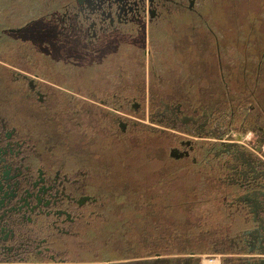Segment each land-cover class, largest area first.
Segmentation results:
<instances>
[{
	"label": "rangeland",
	"instance_id": "374dc122",
	"mask_svg": "<svg viewBox=\"0 0 264 264\" xmlns=\"http://www.w3.org/2000/svg\"><path fill=\"white\" fill-rule=\"evenodd\" d=\"M210 1L205 16L193 22L202 37L201 67L195 73L188 67L181 68L171 48L157 47L154 42L148 45L144 35L136 45L118 44L114 54L93 64L81 48L55 47L52 29L41 33L42 27L36 26L32 30L38 36L26 47L25 64L33 53L46 64L67 52L68 63L57 61V72L63 75L46 80L90 99L97 98L94 91H105L106 97L110 96L108 107L113 109L108 110L110 116L107 112L106 117H100L105 121L103 126L93 128L95 133L89 136L87 146L98 156H90L88 166L83 167L94 186L89 191L99 196L103 205L81 238L73 242L69 258L97 261L121 255L92 263L145 264L189 257L192 254L180 253L184 245L160 246L168 250L167 254L133 257V235L150 238L178 234L189 239L184 225L187 221L193 224V236L201 241L195 249L226 247L230 239H238L259 219L264 236V209L255 214L249 206L248 214L243 211L242 215L249 216L247 219L235 217L248 206L245 198L264 205V0ZM42 3L10 2L9 11L17 21L11 25L47 13ZM202 4L203 0H198L196 9ZM3 51L13 54L7 45L0 44L1 55ZM114 93L120 94V114L114 112L118 103ZM159 96L171 99V106L182 101L184 114L196 121L180 118L176 122L163 117L164 110L149 111L150 103ZM75 119H83L86 125V129L68 127L72 150L77 153L85 142L81 140L86 135L87 120L93 125V116L77 114ZM118 120L128 127L125 132L120 130ZM172 149L182 153L188 150L190 155L176 157ZM149 183L154 189L147 198ZM157 183L163 185L157 188ZM185 195L192 205L191 216L184 206ZM145 205L148 217L139 216ZM175 225H180L176 233ZM83 250L88 251L82 254ZM248 250L231 255L264 258V251ZM195 255V264H203L205 259L222 264L225 256L213 252Z\"/></svg>",
	"mask_w": 264,
	"mask_h": 264
},
{
	"label": "flooded vegetation",
	"instance_id": "af4514ba",
	"mask_svg": "<svg viewBox=\"0 0 264 264\" xmlns=\"http://www.w3.org/2000/svg\"><path fill=\"white\" fill-rule=\"evenodd\" d=\"M14 1L17 0H0V44L13 52L0 54V264H101L92 262L109 261L117 255L97 261L71 259L69 255L73 242L81 238L103 205L101 198L89 191L94 186L88 182L83 167L88 166L90 156H98L89 152L87 142L94 129L103 126L105 121L100 117L110 116V96L97 90L93 94L97 98L90 99L46 80L63 75L57 72V61L68 63L67 52L46 64H41L33 53L28 56L27 66L26 47L31 38L38 36L32 30L36 26L42 27L41 33L52 29L55 47L81 48L91 63H102L104 56L116 52L118 44L136 45L148 28L170 30L191 16L202 19L211 1L203 0L197 10L198 0H43L47 13L12 26L17 21L9 4ZM45 3L50 7H45ZM41 51L46 53L44 48ZM118 95H113L118 99L114 112L120 114L122 103ZM77 114L93 116V125L87 120L86 135L81 140L85 142L81 143V151L74 153L68 127L86 129L83 119H75ZM162 116L176 122L180 118L196 121L171 105H165ZM118 121L120 130L125 132L128 127ZM179 155H190V151H179ZM245 201L248 206L239 210L242 214H235L237 220L249 217L242 216L249 206L255 214L264 209L257 200ZM262 227L259 219L238 239H230L228 246L214 245L205 251L225 255L222 264H264V258L231 255L243 253L246 248L263 252ZM188 253L192 255L145 264H195V254L204 252Z\"/></svg>",
	"mask_w": 264,
	"mask_h": 264
},
{
	"label": "crops",
	"instance_id": "0c3cea01",
	"mask_svg": "<svg viewBox=\"0 0 264 264\" xmlns=\"http://www.w3.org/2000/svg\"><path fill=\"white\" fill-rule=\"evenodd\" d=\"M194 18L195 17L192 16L187 18L175 29L160 30L161 28H148L145 35V40L147 41L148 45H150V42H154L157 47L171 48L173 52L170 53L175 56L176 62L178 61V64H180L181 68L188 67L192 73H195L196 70H198V72L200 71L202 59V37L198 31L199 26L193 24L195 20ZM153 74L155 76L158 75L155 70L153 71ZM172 94L175 93H170L169 95ZM199 94H201V92ZM182 103V101L179 102L175 107L182 109ZM171 104H173L171 99H166L163 96H159L155 98V102L152 101L150 103L148 110H165V105ZM155 105H157V107L153 108ZM135 107H137V105Z\"/></svg>",
	"mask_w": 264,
	"mask_h": 264
},
{
	"label": "trees",
	"instance_id": "16d2710c",
	"mask_svg": "<svg viewBox=\"0 0 264 264\" xmlns=\"http://www.w3.org/2000/svg\"><path fill=\"white\" fill-rule=\"evenodd\" d=\"M144 179V178H143ZM142 181H145L142 180ZM172 183V182H170ZM157 188L161 185H163V183H157ZM153 184L149 183L148 187L149 191H148V197H151L153 195V190L154 186H152ZM146 193V191H145ZM184 197V196H183ZM188 195L184 197V206L185 208L188 210V216H191V207L192 205L190 204V201L188 200ZM145 199V198H142ZM142 212L139 213V216H145L147 215V213L145 214V212L147 211V206L145 205L144 207L141 208ZM188 216L186 217V219L188 218ZM148 217V215H147ZM184 225H186V227L188 228V236L189 239H184V238H180L177 237L178 234H176V236H174L173 234H170L167 237H160L158 235L156 236H151L150 238H146L143 234H135L133 235V257H145V256H155V255H161V254H167L165 252H168L167 249L165 248H170L173 245H184L185 249L182 250L181 252H192V251H200V252H207L205 251L207 248L204 249H195L194 247L196 246V244H200L199 242H201L199 239L195 238L193 235L194 229H193V224H191L189 221H187V223H184ZM136 226V223L133 222V228ZM174 232L176 233L179 229H180V225H175L174 227ZM134 230V229H133ZM137 231V230H135ZM172 236V237H171ZM206 245V244H204ZM160 246H165V248H162ZM115 256V255H113ZM120 257L119 255H117V258Z\"/></svg>",
	"mask_w": 264,
	"mask_h": 264
},
{
	"label": "bare ground",
	"instance_id": "6f19581e",
	"mask_svg": "<svg viewBox=\"0 0 264 264\" xmlns=\"http://www.w3.org/2000/svg\"><path fill=\"white\" fill-rule=\"evenodd\" d=\"M203 264H219V262L218 260L211 261V260L205 259Z\"/></svg>",
	"mask_w": 264,
	"mask_h": 264
},
{
	"label": "water",
	"instance_id": "95a60500",
	"mask_svg": "<svg viewBox=\"0 0 264 264\" xmlns=\"http://www.w3.org/2000/svg\"><path fill=\"white\" fill-rule=\"evenodd\" d=\"M172 155L176 156V157H179L181 155H179V151L177 149H172Z\"/></svg>",
	"mask_w": 264,
	"mask_h": 264
}]
</instances>
